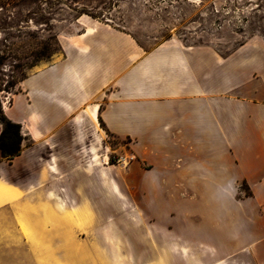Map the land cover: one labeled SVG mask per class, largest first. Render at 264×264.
I'll return each instance as SVG.
<instances>
[{
    "label": "crops",
    "instance_id": "obj_1",
    "mask_svg": "<svg viewBox=\"0 0 264 264\" xmlns=\"http://www.w3.org/2000/svg\"><path fill=\"white\" fill-rule=\"evenodd\" d=\"M83 19L61 58L2 105L27 140L11 161L0 154V264H71L34 240L100 229L94 205L117 186L106 177L109 137L147 166L133 182L147 203L160 183L162 232H183L172 251L184 264H264V40L222 53L171 37L145 50L131 33ZM24 238L53 257L27 262ZM73 248L85 246L59 252Z\"/></svg>",
    "mask_w": 264,
    "mask_h": 264
},
{
    "label": "rangeland",
    "instance_id": "obj_2",
    "mask_svg": "<svg viewBox=\"0 0 264 264\" xmlns=\"http://www.w3.org/2000/svg\"><path fill=\"white\" fill-rule=\"evenodd\" d=\"M79 18L127 31L145 50L171 37L187 45L214 46L222 53L252 37L264 40V0H0L2 105L11 104L26 77L61 58L62 42L82 29ZM107 143L111 150L106 177L117 186L114 189L108 183L104 195L100 192V204L97 199L94 205L99 209L100 229L68 232L66 241L57 233L49 243L39 239L34 243L51 255H66L71 264H162L163 256L169 264H184L172 251L184 245L183 232H162L160 183H155L151 204L147 203L145 190L133 183L144 180L136 168L147 166L138 164L127 140L109 137ZM130 156L135 159L130 160ZM24 239L27 262L35 256L45 261L53 257L48 252L34 253L32 244ZM65 243L85 248L64 254L59 248ZM190 251L193 257H200L195 247Z\"/></svg>",
    "mask_w": 264,
    "mask_h": 264
},
{
    "label": "trees",
    "instance_id": "obj_3",
    "mask_svg": "<svg viewBox=\"0 0 264 264\" xmlns=\"http://www.w3.org/2000/svg\"><path fill=\"white\" fill-rule=\"evenodd\" d=\"M45 58H47V56H45ZM10 85L12 88L16 86V84ZM6 91H8V89H6ZM0 124L2 125V131L0 133V154L3 160L11 161L20 154L27 138L23 135L22 126L6 117L1 102ZM101 126L104 127L102 122Z\"/></svg>",
    "mask_w": 264,
    "mask_h": 264
},
{
    "label": "built area",
    "instance_id": "obj_4",
    "mask_svg": "<svg viewBox=\"0 0 264 264\" xmlns=\"http://www.w3.org/2000/svg\"><path fill=\"white\" fill-rule=\"evenodd\" d=\"M129 159H130V160H134L135 157H134V156H130ZM126 160H127V159H126Z\"/></svg>",
    "mask_w": 264,
    "mask_h": 264
}]
</instances>
